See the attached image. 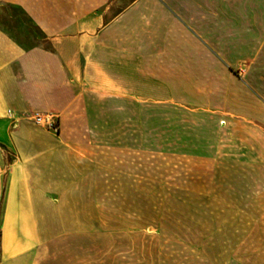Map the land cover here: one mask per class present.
I'll return each instance as SVG.
<instances>
[{"label":"crops","instance_id":"crops-1","mask_svg":"<svg viewBox=\"0 0 264 264\" xmlns=\"http://www.w3.org/2000/svg\"><path fill=\"white\" fill-rule=\"evenodd\" d=\"M0 12V264H96L95 203L124 200L111 187L155 190L157 155L164 169H264L250 142L264 122V0H0Z\"/></svg>","mask_w":264,"mask_h":264},{"label":"rangeland","instance_id":"rangeland-1","mask_svg":"<svg viewBox=\"0 0 264 264\" xmlns=\"http://www.w3.org/2000/svg\"><path fill=\"white\" fill-rule=\"evenodd\" d=\"M12 26L21 41L33 35L32 27L18 12ZM252 124L258 130L252 132L250 142L263 150L259 129L264 130V122ZM158 159L163 155H157L155 190L125 186L117 191L111 187L119 194L115 197L124 200L95 203L94 209L105 212L91 219L93 263L264 262V169H231V162L164 169ZM187 161L184 165L190 167ZM132 193H140L141 200H128Z\"/></svg>","mask_w":264,"mask_h":264},{"label":"built area","instance_id":"built-area-1","mask_svg":"<svg viewBox=\"0 0 264 264\" xmlns=\"http://www.w3.org/2000/svg\"><path fill=\"white\" fill-rule=\"evenodd\" d=\"M34 122L41 127L48 129L50 131H56L57 130V124L56 121L53 119V117L45 115V116H39L36 115L34 117Z\"/></svg>","mask_w":264,"mask_h":264}]
</instances>
